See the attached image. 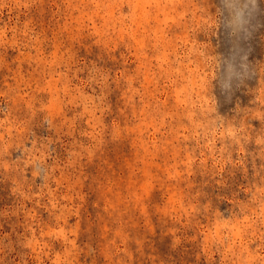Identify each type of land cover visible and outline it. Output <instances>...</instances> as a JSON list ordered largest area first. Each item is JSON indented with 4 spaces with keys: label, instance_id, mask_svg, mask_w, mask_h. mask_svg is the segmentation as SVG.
<instances>
[{
    "label": "rangeland",
    "instance_id": "1",
    "mask_svg": "<svg viewBox=\"0 0 264 264\" xmlns=\"http://www.w3.org/2000/svg\"><path fill=\"white\" fill-rule=\"evenodd\" d=\"M228 3L0 0V264H264V0Z\"/></svg>",
    "mask_w": 264,
    "mask_h": 264
},
{
    "label": "clouds",
    "instance_id": "2",
    "mask_svg": "<svg viewBox=\"0 0 264 264\" xmlns=\"http://www.w3.org/2000/svg\"><path fill=\"white\" fill-rule=\"evenodd\" d=\"M249 3L256 4L257 0H229V3L226 5L231 11L235 22L240 25L241 30H243L244 25L247 23ZM246 43L247 41L242 43L245 52H247L245 47ZM248 72L247 55H242L236 61H233L230 55L221 66V71L218 76L219 87L222 91H230L234 85L238 84L247 76Z\"/></svg>",
    "mask_w": 264,
    "mask_h": 264
}]
</instances>
